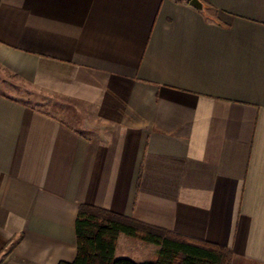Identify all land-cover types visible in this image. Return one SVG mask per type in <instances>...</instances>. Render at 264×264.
Segmentation results:
<instances>
[{"label":"crops","instance_id":"crops-1","mask_svg":"<svg viewBox=\"0 0 264 264\" xmlns=\"http://www.w3.org/2000/svg\"><path fill=\"white\" fill-rule=\"evenodd\" d=\"M202 1L0 0V78L57 99L0 85V264L74 260L82 204L264 264V0Z\"/></svg>","mask_w":264,"mask_h":264},{"label":"trees","instance_id":"trees-1","mask_svg":"<svg viewBox=\"0 0 264 264\" xmlns=\"http://www.w3.org/2000/svg\"><path fill=\"white\" fill-rule=\"evenodd\" d=\"M190 1V0H188ZM77 253L58 264H232L230 247L152 226L134 218L82 204L75 222ZM126 234L160 246L152 261L116 257L118 238Z\"/></svg>","mask_w":264,"mask_h":264},{"label":"rangeland","instance_id":"rangeland-1","mask_svg":"<svg viewBox=\"0 0 264 264\" xmlns=\"http://www.w3.org/2000/svg\"><path fill=\"white\" fill-rule=\"evenodd\" d=\"M0 80H1L0 81V85L2 87H6L8 89L11 86L10 84H14L17 87L16 89L20 93H22V95L26 94L27 96H30V97H36L37 99H39L37 101H42V100H40V97L46 98V100H43V102L46 103L47 106L51 107V103L57 101V99L55 97H51L47 93H44V92L40 91L39 89H36V88H33V87H29V86H26V85H22V84H20L18 82H15L14 80L8 79L7 77L2 78V79L0 78ZM47 98H49V99L47 100ZM34 101H36V100L34 99ZM57 103L58 104L61 103L64 106V108L66 107L70 114L74 110H79V107L78 106L75 107L72 102L70 103V102H67V101H61V102H57ZM86 111H89V113L91 115L90 117L92 119H94V115L92 114V110H88L87 109Z\"/></svg>","mask_w":264,"mask_h":264},{"label":"water","instance_id":"water-1","mask_svg":"<svg viewBox=\"0 0 264 264\" xmlns=\"http://www.w3.org/2000/svg\"><path fill=\"white\" fill-rule=\"evenodd\" d=\"M189 3L198 10L204 9V3L202 0H190Z\"/></svg>","mask_w":264,"mask_h":264}]
</instances>
